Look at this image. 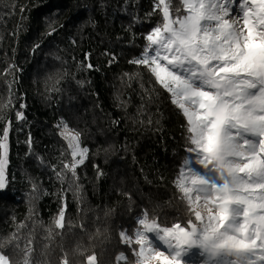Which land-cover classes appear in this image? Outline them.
Wrapping results in <instances>:
<instances>
[{
  "label": "trees",
  "instance_id": "1",
  "mask_svg": "<svg viewBox=\"0 0 264 264\" xmlns=\"http://www.w3.org/2000/svg\"><path fill=\"white\" fill-rule=\"evenodd\" d=\"M158 5L0 0V140L8 129L0 240L19 238L3 249L12 264L28 247L33 264H61L65 254L87 264L93 253L99 264H127L116 260L123 253L134 261L119 233L131 234L143 212L169 226L188 220L176 186L189 156L185 117L148 68L133 63L163 23ZM63 124L89 150L75 177L64 169L73 157ZM202 259L195 253L191 262Z\"/></svg>",
  "mask_w": 264,
  "mask_h": 264
},
{
  "label": "snow or ice",
  "instance_id": "2",
  "mask_svg": "<svg viewBox=\"0 0 264 264\" xmlns=\"http://www.w3.org/2000/svg\"><path fill=\"white\" fill-rule=\"evenodd\" d=\"M159 5L163 23L146 35L133 63L148 68L185 117L187 152L194 158L185 159L176 186L189 218L169 226L143 212L131 234L119 233L134 261L123 253L116 260L192 264L186 258L196 250L202 264H264V0H240L235 16L234 0H181L180 8L159 0ZM61 135L73 157L64 169L75 177L89 150L67 125ZM7 136L5 128L0 190L6 187ZM54 225L65 227L63 208ZM18 239L14 234L0 240V264H12L3 249ZM21 251L22 264H33L34 249ZM86 259L99 264L95 253ZM61 264H70L67 254Z\"/></svg>",
  "mask_w": 264,
  "mask_h": 264
},
{
  "label": "rangeland",
  "instance_id": "3",
  "mask_svg": "<svg viewBox=\"0 0 264 264\" xmlns=\"http://www.w3.org/2000/svg\"><path fill=\"white\" fill-rule=\"evenodd\" d=\"M239 2H240V0H234V6H233V9H232V12H233V16H235L237 13H238V4H239ZM159 7L162 9L164 6L163 5H159ZM64 125V124H63ZM63 125L61 126V128H60V132H62L63 131ZM3 139V136H2V138H1V140ZM4 143H6V140L5 141H3ZM7 144V143H6ZM82 147V146H81ZM3 153V150H0V154H2ZM7 158V157H6ZM194 157H192L190 154H189V156H188V158L187 159H193ZM193 167H196V168H199V166L198 165H192ZM5 172H6V165H5ZM197 210H200V211H203V209H197ZM198 254L197 253V251L196 250H194L193 251V254L192 255H190L189 257H187L186 259H188V260H192V256L194 255V254Z\"/></svg>",
  "mask_w": 264,
  "mask_h": 264
},
{
  "label": "bare ground",
  "instance_id": "4",
  "mask_svg": "<svg viewBox=\"0 0 264 264\" xmlns=\"http://www.w3.org/2000/svg\"><path fill=\"white\" fill-rule=\"evenodd\" d=\"M232 14H233V12H232Z\"/></svg>",
  "mask_w": 264,
  "mask_h": 264
}]
</instances>
